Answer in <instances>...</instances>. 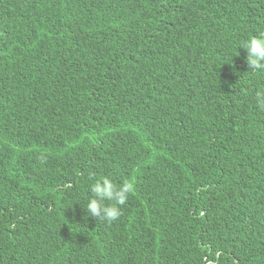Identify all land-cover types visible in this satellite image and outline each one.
<instances>
[{"label": "trees", "instance_id": "trees-1", "mask_svg": "<svg viewBox=\"0 0 264 264\" xmlns=\"http://www.w3.org/2000/svg\"><path fill=\"white\" fill-rule=\"evenodd\" d=\"M252 35L264 0H0V264H264Z\"/></svg>", "mask_w": 264, "mask_h": 264}, {"label": "clouds", "instance_id": "clouds-1", "mask_svg": "<svg viewBox=\"0 0 264 264\" xmlns=\"http://www.w3.org/2000/svg\"><path fill=\"white\" fill-rule=\"evenodd\" d=\"M247 52L246 63L250 72H264V35H252L240 45ZM256 103L264 108V92L256 93ZM135 192L134 182L123 180L119 185L108 175H102L90 185V198L86 210L91 217L108 224L119 219L122 206L126 205L129 196Z\"/></svg>", "mask_w": 264, "mask_h": 264}]
</instances>
